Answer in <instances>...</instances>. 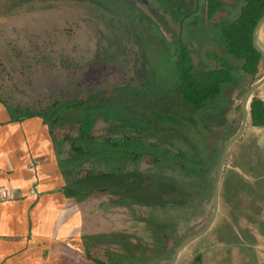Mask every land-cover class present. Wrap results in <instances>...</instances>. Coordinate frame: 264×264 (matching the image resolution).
<instances>
[{"label":"trees","instance_id":"trees-1","mask_svg":"<svg viewBox=\"0 0 264 264\" xmlns=\"http://www.w3.org/2000/svg\"><path fill=\"white\" fill-rule=\"evenodd\" d=\"M12 1L17 2L0 0V5L7 7ZM238 6L233 16L228 17L225 12L214 25L218 30L222 53L207 55L213 62V67L196 68L187 45L180 38L176 43L167 39L164 34L157 38L172 59V79L167 93L128 87L75 94H71L69 90L60 93L59 90L49 89L41 91L39 97L42 98L39 103L36 101V111L23 116L14 114L17 117L0 97V104L8 112L9 122L40 118L47 126L53 142L52 130L55 126L64 130L67 111L94 108L101 114L106 109H113L117 117L121 118L123 114L119 112L133 109L130 113L137 112L136 120L139 122L136 125L140 127L149 123L165 130L167 128L175 136V140L188 149L184 152L154 136L149 139L139 129L132 128V134L127 135L128 125L111 123L115 118L110 113L105 120L109 129L97 128L92 118H83L62 138L61 142L63 145L67 144V149L61 152L54 142L59 166L65 163L68 167L64 170L70 173L65 179L64 194L74 199L87 198L85 219L90 213L97 217L110 215L106 219L112 222L116 220L112 214H117L118 207L122 209L123 217L117 219L121 223L119 233L125 236L124 240H120L121 248L113 249L105 240L104 246L84 242L90 259H93L89 256L90 247L107 251L105 256L108 262L93 259L97 264H168L176 247L195 225L208 220L216 165L223 146L232 135V126L241 113L242 96L234 94L237 84L241 81V76L256 79L262 63L260 54L252 46V33L264 15V0H239L234 9ZM219 8V5L213 4L208 12L209 18ZM141 13L139 12L143 19L152 21ZM164 24L167 25L166 22ZM67 26L72 28L69 24ZM128 31L134 37L130 28ZM21 36L26 43L13 49L8 62H12V57L16 59L22 73L26 69L46 70V64H49L50 70L55 68L53 71H57V64L64 59L50 56L54 53L53 50L46 52V42L41 35L29 31ZM128 55L131 58V54ZM123 56L125 63L128 60L126 55ZM52 65L54 66L51 67ZM135 97L139 102H142L140 99H154L162 104V100L171 99L174 104L170 106L167 103L164 109H148L149 107L141 105L148 110H139V104L132 100ZM29 110L30 108H25L21 113ZM140 112L147 116L142 118L143 114ZM139 113L141 116H138ZM130 116L135 118V112ZM248 119L254 127L264 126V102L255 95L248 105ZM189 133L193 137L187 139ZM133 147L138 151H133ZM64 154L65 157L61 158L60 155ZM143 158H148L147 169L139 165ZM93 195L115 197L120 201L110 207L97 206L91 200ZM220 218L221 213L218 211L212 228L194 242L198 246L189 255L192 259L187 263H180L179 260L176 264H246L245 254L232 243L230 233L219 230ZM137 225L141 230L139 236L132 232Z\"/></svg>","mask_w":264,"mask_h":264},{"label":"rangeland","instance_id":"rangeland-1","mask_svg":"<svg viewBox=\"0 0 264 264\" xmlns=\"http://www.w3.org/2000/svg\"><path fill=\"white\" fill-rule=\"evenodd\" d=\"M147 2L152 5L151 7L157 13L158 18L166 22V28L154 20L149 22L145 17L143 19V16L139 14L140 11L122 7L118 0H17V2L8 3L7 7L0 5V97L6 103L5 106L13 115L17 116L34 112L38 108L36 101L39 103V99L42 98L39 97L41 91L49 89L51 91L59 90L60 93L69 90L71 94H75L81 91H110L117 87H128L167 93L170 87L169 81L172 79V68H170L172 59L170 53L165 50L166 47H163L157 39L161 37V34H164L173 43H176L180 38L179 40L187 45L196 68L206 69L214 66L207 55L221 54L222 49L219 47L218 30L213 24L205 25L202 18H198L196 13L190 12L181 15L177 9H171L168 4L163 2L159 3L157 0H147ZM238 8L239 6L232 10L224 8V12H227L228 17H231ZM68 24L72 28H69ZM127 28L133 31L134 37L129 34ZM29 31L41 35L42 40L44 39L46 42L44 43L47 48L46 52L49 50L54 52L50 56L64 59V62L57 64V71H53L56 70L55 68L50 70L49 64H46V70L41 68L28 71L26 69L22 73V69L17 66L19 63L16 59L12 57V62H8L13 49L26 43V40H22L21 35H25ZM66 31H69L68 34ZM26 49L29 50V47ZM128 53L131 54V58ZM123 55H126L128 60L125 63L122 60ZM132 100L139 104V110L146 108L141 105L149 107L148 109H159L160 107L164 109L166 108L165 104L169 103L170 106L174 104L171 99L162 100L164 105L161 102L157 103L154 99L152 101L140 99L142 102H139L135 97ZM18 108L23 110L30 108V110L21 113L23 110ZM106 110L101 114L94 108L67 111L64 130L57 126L52 130L57 149L61 152L67 149V144L63 145L61 142L62 138L68 134L67 131L72 129L78 120L92 118L97 128L105 129L108 127L105 120L110 113L109 115H114L115 118L111 123L128 125V130L125 133L127 135L132 134V128L139 129L143 132L142 135L149 139L154 136L168 141L170 145L176 146L184 152L188 150L185 145L175 140V136L171 131L168 132L167 128L165 130L163 127L144 123L140 129L139 125H136L139 122L136 120L137 112L130 113L133 109L130 111L120 110L119 114L124 115L121 118L117 117L113 109ZM134 112L135 118H132L130 115ZM140 113L138 116L143 114L142 118L147 116L144 112ZM8 116L7 110L0 104V126H4L9 121ZM36 119L28 127L29 131H24V125L16 123L6 125L7 127L5 126L0 131V168L1 166L8 167L12 165L10 162H14L13 167H17L22 175L28 172L31 174L24 180L31 184L32 196L52 195L51 191L55 188L65 187V179L70 176V173L64 170L68 167L65 163L59 166V162L55 159L56 150L53 140L51 141L49 138L48 128L42 119ZM240 120L241 113L232 126L233 132L229 140L237 133ZM111 133L114 134V132ZM187 137L190 139L193 136L189 133ZM134 148H132L133 151H138ZM228 156L229 153L227 158ZM60 157H65V154ZM147 160L148 158H143L139 165L147 169ZM0 197L2 198V195ZM5 197L12 199L10 194ZM75 199L78 203L79 217L83 216L84 218V214L87 213L85 201L87 198ZM91 200L97 206L109 207L120 201L119 198H110L105 195H93ZM118 209L117 214H112L116 219L112 222L106 219L110 215L100 217L101 215L97 214V217L90 213L85 219L84 228L81 231L82 234L87 235L82 241L103 245L105 240L113 249L114 247L121 248L122 244L119 243L120 240L125 239V236L121 235L118 230L121 223L117 219L123 217L122 209L120 207ZM73 210H75L74 207ZM67 215L63 212L62 219H65ZM210 215L211 211L209 218ZM209 218L206 223L199 224L198 222L186 238L200 231L207 224ZM132 232L139 236L141 230L137 225ZM197 246L194 242L189 245L180 253L177 262L180 260V263H187L189 259L191 260L192 257L190 258L189 255L194 252V248L196 249ZM89 250L91 258L98 259L102 263L103 261L108 262L105 256L107 251L92 247Z\"/></svg>","mask_w":264,"mask_h":264},{"label":"crops","instance_id":"crops-1","mask_svg":"<svg viewBox=\"0 0 264 264\" xmlns=\"http://www.w3.org/2000/svg\"><path fill=\"white\" fill-rule=\"evenodd\" d=\"M256 40L264 51V23ZM263 73L262 62L258 77L241 76L234 94L244 95ZM253 95L264 102V85ZM35 120L8 121L0 131L14 123L29 131ZM10 164L0 168V264H97L88 258L82 241L85 218L79 217L76 199L66 196L63 186L51 191L52 195L32 196L31 184L24 180L31 174L22 175L14 162ZM224 168L219 230L230 233L232 243L245 254L246 264H264V126H252L248 113L243 135L231 147ZM9 194L12 199L5 197ZM63 212L68 214L65 219Z\"/></svg>","mask_w":264,"mask_h":264},{"label":"water","instance_id":"water-1","mask_svg":"<svg viewBox=\"0 0 264 264\" xmlns=\"http://www.w3.org/2000/svg\"><path fill=\"white\" fill-rule=\"evenodd\" d=\"M138 6L142 7L147 14L151 15L155 22L161 23L164 28L165 24L164 22L158 18L157 13L152 9L149 3L145 0H133ZM264 23V15L260 18V20L257 22L253 33H252V46L255 51H257L261 58L262 62L264 63V51L258 46L257 44V33ZM262 85H264V73L263 75L256 81L254 82L249 88L246 90L244 95L242 96L241 99V120H240V126L235 134V136L229 140L226 145L224 146L220 158L217 163L216 171H215V176H214V182H213V192H212V207H211V215L209 218V221L207 224L197 233L193 234L189 238L184 239L174 250L172 257L170 259V262L168 264H176L178 257L180 253L185 250L189 245H191L193 242L197 241L201 237H203L208 231L212 228V226L215 223L217 213H218V200H219V185L221 181V177L223 174L224 166H225V161L227 158V155L233 146L235 142H237L243 135V132L245 130L246 124H247V107L250 102V99L252 98L253 94L255 93L256 90H258Z\"/></svg>","mask_w":264,"mask_h":264},{"label":"flooded vegetation","instance_id":"flooded-vegetation-1","mask_svg":"<svg viewBox=\"0 0 264 264\" xmlns=\"http://www.w3.org/2000/svg\"><path fill=\"white\" fill-rule=\"evenodd\" d=\"M118 1L121 2L122 7H125L126 9H132L135 11H140L144 13L146 16H148L150 20H154V18L151 15L147 14V12L142 7L138 6L133 0H118ZM157 1H159V3L163 2L164 4H168L171 9L175 8L181 14L183 13L187 14L190 12L196 13L198 18H202L205 25L211 23L213 24V26L216 24V22L220 21V18H222L223 15L225 14L224 8H228V10H232L237 6L239 2V0H164V1L157 0ZM213 4L219 5L220 8L214 16L209 18L208 12L210 11ZM150 6L152 5L150 4Z\"/></svg>","mask_w":264,"mask_h":264}]
</instances>
